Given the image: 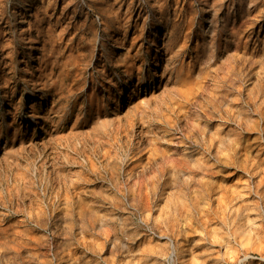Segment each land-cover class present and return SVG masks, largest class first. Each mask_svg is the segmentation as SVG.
<instances>
[{"label": "rangeland", "instance_id": "obj_1", "mask_svg": "<svg viewBox=\"0 0 264 264\" xmlns=\"http://www.w3.org/2000/svg\"><path fill=\"white\" fill-rule=\"evenodd\" d=\"M0 264H264V0H0Z\"/></svg>", "mask_w": 264, "mask_h": 264}, {"label": "bare ground", "instance_id": "obj_2", "mask_svg": "<svg viewBox=\"0 0 264 264\" xmlns=\"http://www.w3.org/2000/svg\"><path fill=\"white\" fill-rule=\"evenodd\" d=\"M52 75V74H51Z\"/></svg>", "mask_w": 264, "mask_h": 264}]
</instances>
